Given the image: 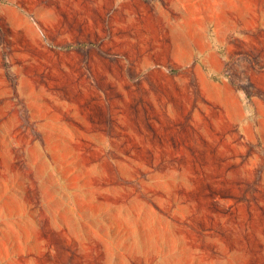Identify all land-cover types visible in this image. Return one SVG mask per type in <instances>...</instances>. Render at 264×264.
Returning <instances> with one entry per match:
<instances>
[{
    "label": "rangeland",
    "instance_id": "rangeland-1",
    "mask_svg": "<svg viewBox=\"0 0 264 264\" xmlns=\"http://www.w3.org/2000/svg\"><path fill=\"white\" fill-rule=\"evenodd\" d=\"M126 262L264 264V0H0V264Z\"/></svg>",
    "mask_w": 264,
    "mask_h": 264
},
{
    "label": "bare ground",
    "instance_id": "bare-ground-1",
    "mask_svg": "<svg viewBox=\"0 0 264 264\" xmlns=\"http://www.w3.org/2000/svg\"><path fill=\"white\" fill-rule=\"evenodd\" d=\"M107 67H108V66H107ZM114 90H115V89H114ZM116 90H117V89H116ZM110 91H111V90H110ZM110 91H109V92H110ZM99 92H100V91H99ZM115 92H116V91H115ZM117 92H118V91H117ZM104 93H105V92H104ZM80 94H81V93H80ZM98 94H99V93H98ZM105 94H106V93H105ZM88 95H89V94H88ZM97 98H98V97H97ZM85 99H86V98H85ZM91 100H92V99H91ZM116 100H117V98H116ZM121 101H122V100H121ZM84 102H85V101H84ZM118 102H119V100H118ZM97 103H98V102H97ZM87 106H88V105H87ZM115 112H116V111H115ZM120 116H121V115H120ZM120 116H119V117H120ZM93 119H94V118H93ZM97 121H98V120H97ZM122 138H123V137H122ZM122 142H123V141H122ZM57 227H58V226H57ZM58 229H60V228H58ZM130 241H131V240H130ZM130 241H129V242H130ZM135 242H136V241H135ZM134 244H135V243H134ZM136 244H139V243H136ZM136 244H135V245H136ZM136 246H137V245H136ZM133 247H134V246H133ZM95 248H96V247H95ZM138 248H139V247H138ZM138 250H139V249H138ZM138 252H139V251H138ZM148 256H149V255H148ZM133 257H134V256H133ZM141 258H142V257H141ZM149 258H150V257H149ZM124 260H125V259H124ZM133 260H134V259H133ZM139 260H140V259H139ZM150 260H151V258H150ZM150 260H149V261H150ZM108 261H109V260H108ZM141 261H142V260H141ZM126 264H127V262H126Z\"/></svg>",
    "mask_w": 264,
    "mask_h": 264
}]
</instances>
